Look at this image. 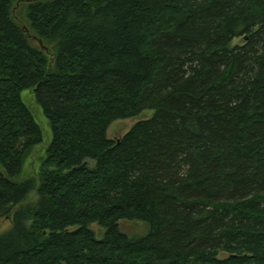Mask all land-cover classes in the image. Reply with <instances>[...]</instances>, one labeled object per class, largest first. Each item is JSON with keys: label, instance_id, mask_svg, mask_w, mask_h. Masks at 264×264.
<instances>
[{"label": "trees", "instance_id": "trees-1", "mask_svg": "<svg viewBox=\"0 0 264 264\" xmlns=\"http://www.w3.org/2000/svg\"><path fill=\"white\" fill-rule=\"evenodd\" d=\"M4 218L0 264H264V0H0Z\"/></svg>", "mask_w": 264, "mask_h": 264}, {"label": "rangeland", "instance_id": "rangeland-1", "mask_svg": "<svg viewBox=\"0 0 264 264\" xmlns=\"http://www.w3.org/2000/svg\"><path fill=\"white\" fill-rule=\"evenodd\" d=\"M28 2L21 3L20 7L16 11V17L18 16L21 20L20 22L22 25H26L29 27V23L27 21V8ZM29 34V32H28ZM30 35L34 36L35 34L33 32L30 33ZM29 35V36H30ZM29 37L31 40V43L35 47L39 46L38 39L34 37ZM234 46L236 45H243V41L240 39H237L232 44ZM48 55L50 56L51 53L48 52ZM22 100L24 104L30 109L32 112L36 122L41 126L43 131V142L39 146L35 147L31 153L27 156L24 165H23V172L21 176L17 179L18 181H23L28 178H39V174L41 171L42 164L44 160L46 159V153L47 149L51 143L52 140V129L50 126V123L48 119L45 117L42 108L37 103L33 91H23L22 92ZM155 112L153 110H146L140 115L126 119V120H118L114 122L109 131H108V137L112 140H118L122 138L124 135H126L132 127H134L137 123L150 120L154 117ZM89 164L92 166L93 163L89 161ZM38 201V195L37 192H33L29 199L22 205L24 207L29 205H34ZM11 227V221L8 218H4L0 220V235L7 231ZM90 228L95 232L97 239L101 240L104 238L105 229L101 227L99 224H92ZM119 229L122 233L127 235L130 238H142L149 234L150 232V226L148 223L143 221H121L119 222Z\"/></svg>", "mask_w": 264, "mask_h": 264}, {"label": "water", "instance_id": "water-1", "mask_svg": "<svg viewBox=\"0 0 264 264\" xmlns=\"http://www.w3.org/2000/svg\"><path fill=\"white\" fill-rule=\"evenodd\" d=\"M39 44L41 45V47H42L43 49H45V47L43 46V42H42L41 40H39Z\"/></svg>", "mask_w": 264, "mask_h": 264}]
</instances>
